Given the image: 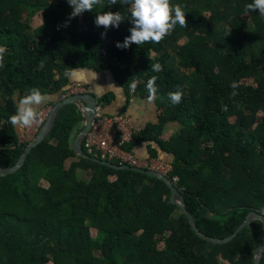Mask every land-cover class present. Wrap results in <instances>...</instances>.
Segmentation results:
<instances>
[{"label":"trees","instance_id":"16d2710c","mask_svg":"<svg viewBox=\"0 0 264 264\" xmlns=\"http://www.w3.org/2000/svg\"><path fill=\"white\" fill-rule=\"evenodd\" d=\"M170 2L185 12L186 27L177 24L159 43L117 48L130 35V19L107 29L94 21L107 11L130 17L128 5L100 0L92 11L69 18L68 0H0V47L6 49L0 67V168L13 166L27 145L19 142L9 117L16 99L31 88L63 93L71 69H107L125 93V109L132 96L150 97L147 83L156 77L158 122L145 124L125 148L153 141L172 154L167 176L197 227L224 238L249 212H264V18H243L252 0ZM35 14L44 31L33 35L21 20ZM156 63L159 72L151 68ZM246 72L251 82L243 79ZM177 90L182 98L173 105L169 93ZM111 98L114 93L107 92L99 101ZM249 107L261 112L258 120L247 118ZM80 120L75 104L63 105L22 165L0 177V264H93L95 255L101 264H216L219 256L228 264H255L261 220L223 243L202 238L171 202L161 178L76 155L72 143ZM171 121L181 126L163 139V126ZM148 150L157 157V148Z\"/></svg>","mask_w":264,"mask_h":264},{"label":"clouds","instance_id":"9594fccd","mask_svg":"<svg viewBox=\"0 0 264 264\" xmlns=\"http://www.w3.org/2000/svg\"><path fill=\"white\" fill-rule=\"evenodd\" d=\"M119 2L121 5H128L130 8V17H125L121 12L107 11L96 15L94 23L97 26H103L105 29L109 27H119L120 23L126 18L130 19L132 27L130 35L124 38L121 43L116 42L117 48H127L130 44L140 45L147 42L159 43L163 40L175 26L179 24L186 27L185 12L179 5L173 6L170 0H109V4L113 5ZM72 8L69 18L81 15L84 11H92L93 7L100 4V0H68ZM249 11H258L264 15V0H252L247 5ZM106 33H101L105 36ZM6 49L0 47V67H3L4 53ZM43 67V64L39 65ZM153 71L159 72L162 66L159 63L151 65ZM75 71V70H74ZM156 77H153L147 83L150 99H155ZM233 89L237 87L233 82ZM232 95H236L234 91ZM61 98V97H60ZM182 98V92L177 90L169 93V99L173 105L179 104ZM47 102V97L41 91L33 87L29 93L18 100L15 114L9 117L10 123L17 128L31 127L39 120V107ZM44 120V119H43Z\"/></svg>","mask_w":264,"mask_h":264},{"label":"water","instance_id":"95a60500","mask_svg":"<svg viewBox=\"0 0 264 264\" xmlns=\"http://www.w3.org/2000/svg\"><path fill=\"white\" fill-rule=\"evenodd\" d=\"M68 103H73L76 106H78V109L80 110L81 115L83 116L82 126L76 132V134L73 138V143H72V148H73L76 155L94 160L96 162H99V163H102V164H105L107 166H111L114 168L131 169V170L144 172V173L149 174L151 176H156L158 178H161L162 180H164L169 185V187L171 189V196H170L171 202L177 204V206L180 208V210L186 215V217L188 218L193 230L199 236H201L202 238H204L208 241H212V242H216V243H223V242L229 241L239 231H241L244 227H246L252 221H254L256 219L261 220L262 226H263V228H262L263 234H262L261 240L259 241V243H258V245L254 251V263L260 264L261 257L264 253V213L263 212H257V211L249 212L247 214V216L244 218V220L236 227V229L231 234H229L228 236H226L224 238L206 235L205 233L200 231L199 228L197 227L193 215L189 212V210L186 207L182 193L180 192V190L176 187V185L171 181V179L167 175H165V174H163L157 170L147 169V168H143V167H139V166H132L129 164H115L111 161L102 160V159H99L95 156L89 155L82 150L81 145H80L81 139L84 136V134L88 131V129H89V127L93 121L94 115H95L96 97L91 92L71 93V94L66 95L65 97L58 99L56 102H54L51 105L50 109L48 110L43 122L41 123V125L37 129V132L35 133L34 137L32 138V140L30 142H28L25 149L20 154L18 160L15 162V164L9 168H6V169L0 168V177L8 175L10 173H13L22 165V162L26 158V155L28 154V152L33 147H35L38 143H40L44 139V137L47 135V133L49 132V129H50V127L54 121V117H55L57 111L63 105L68 104Z\"/></svg>","mask_w":264,"mask_h":264},{"label":"crops","instance_id":"0c3cea01","mask_svg":"<svg viewBox=\"0 0 264 264\" xmlns=\"http://www.w3.org/2000/svg\"><path fill=\"white\" fill-rule=\"evenodd\" d=\"M67 77V85L77 82L83 86V90L77 92H91L92 94H94L96 97V104L100 106V112L105 115H113L125 111L132 118L135 127H141V125L145 126V124L147 123L158 122L160 110L156 107L154 101L150 98H140L132 96L130 98L128 106L123 109L126 101L125 93L122 87L113 78L112 74L107 69L92 70L79 67L71 69L68 72ZM107 92H113L114 98H111L107 102H100V97ZM44 95L47 97V102L39 107V113L41 110H46L50 105L60 99L61 92L46 93ZM18 100L16 99V103H18ZM76 107L78 109V106ZM39 119H41V113ZM172 123L176 124V121L168 122L163 126L161 133V137L163 139H168L171 135H173L174 132H168L169 124ZM34 124L35 125L33 126V130L35 131L38 128V122ZM24 129L25 128L15 127L18 135L21 134ZM149 146L157 148V157L159 159L164 160L172 165L171 162L174 158L173 155L161 150L153 141H140L134 144L132 148H130V151L140 158L150 157L148 150Z\"/></svg>","mask_w":264,"mask_h":264},{"label":"built area","instance_id":"2783aa9c","mask_svg":"<svg viewBox=\"0 0 264 264\" xmlns=\"http://www.w3.org/2000/svg\"><path fill=\"white\" fill-rule=\"evenodd\" d=\"M68 94L82 91L83 86L80 83L68 85ZM39 128V127H38ZM37 128V129H38ZM36 129V132H37ZM141 127H135L134 122L128 114L120 112L113 115H105L100 112V106L95 104V115L93 121L81 139L83 151L89 155L95 156L102 160L116 161V164H129L147 169L157 170L165 175L172 169V165L159 159L158 157L139 158L130 150L125 148L126 143L131 142L133 136ZM35 131L31 135H23L24 139L20 143H27L32 140ZM170 172V171H169ZM178 179L173 177V181ZM264 213V212H263ZM227 263L228 261L225 260Z\"/></svg>","mask_w":264,"mask_h":264},{"label":"rangeland","instance_id":"374dc122","mask_svg":"<svg viewBox=\"0 0 264 264\" xmlns=\"http://www.w3.org/2000/svg\"><path fill=\"white\" fill-rule=\"evenodd\" d=\"M208 14H209L208 12H205V15H208ZM259 16L264 18V15H261L258 11H250L249 13L244 14L243 15V18L246 19L249 23H252L254 21V19L257 18V17H259ZM21 21L23 23H25L29 27V30H30V32L33 35L38 34V33H41V32L43 33V31H44V28L41 25L40 14H35L33 17H30V18H28L26 15H23ZM185 41H186V38L183 37V38H181L179 40L178 43L179 44H182ZM243 79L245 81H247V82H251L253 78H252V76L250 75L249 72H246V73L243 74ZM68 87L66 88V91L69 90ZM66 91H64L63 93L61 92V95L62 94H66ZM50 107H51V105L46 110L43 109V110L40 111V113H41V119L38 120V127L43 122V119L42 118H45V116H46L48 110L50 109ZM124 113H126V112L124 111ZM246 113H247V118L249 120H258V118L261 115V112L260 111L255 110L252 107H249L248 109H246ZM126 114H128V113H126ZM128 116H130V115L128 114ZM233 119H234V117L231 118V120H233ZM82 123H83V121L80 120L79 121L80 128L82 126ZM34 125L35 124H33L31 127L25 128L24 131L21 134L18 135V138L22 141L24 139V136L23 135H26V134L31 135V133L34 132V130H33V126ZM179 126H181L179 122L178 123L176 122V124L175 123L169 124L168 132H174V133H176L178 131V129H179ZM143 127H144V125H141V128H143ZM35 133H36V130H35ZM75 134H76V132H74L73 138H74ZM68 163H69V159H67V161L65 162V166H67ZM169 171H171V170H169ZM78 176H80V174H78ZM110 180L113 181L114 180V177L113 176H110ZM38 185H40L41 187H47V183L45 181H43V180H40L39 183H38ZM180 213L181 212L179 210H175L174 215L175 216H178V215H180ZM89 235L92 238H95L96 235H97L96 230L94 228H91L90 227L89 228ZM157 245H158L159 248L162 247V242L161 241H158L157 242ZM93 264H101V261H100V259H99V257L97 255L94 256ZM216 264H228V263L225 261V259H223V258H221L219 256V262L216 263Z\"/></svg>","mask_w":264,"mask_h":264}]
</instances>
